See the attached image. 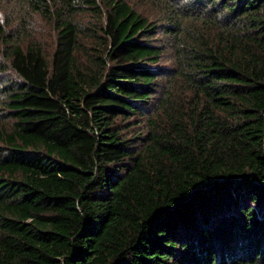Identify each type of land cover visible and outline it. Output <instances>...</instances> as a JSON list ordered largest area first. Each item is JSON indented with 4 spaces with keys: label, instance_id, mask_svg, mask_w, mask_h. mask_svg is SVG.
Returning a JSON list of instances; mask_svg holds the SVG:
<instances>
[{
    "label": "trees",
    "instance_id": "1",
    "mask_svg": "<svg viewBox=\"0 0 264 264\" xmlns=\"http://www.w3.org/2000/svg\"><path fill=\"white\" fill-rule=\"evenodd\" d=\"M11 1L0 264H264V0Z\"/></svg>",
    "mask_w": 264,
    "mask_h": 264
},
{
    "label": "rangeland",
    "instance_id": "2",
    "mask_svg": "<svg viewBox=\"0 0 264 264\" xmlns=\"http://www.w3.org/2000/svg\"><path fill=\"white\" fill-rule=\"evenodd\" d=\"M3 1V8L0 9V16L2 13H5V15L10 16L15 13V10L17 8V5L13 1H8V0H2ZM25 11V10H24ZM16 15H19L18 13ZM43 28V29H42ZM53 32L50 30L48 27H38L35 29L34 35H32L34 38H39L42 48H43V53L46 57H50L51 54L53 53V48H54V36L52 34ZM169 56L166 55L163 57L161 61V66L163 68H168L172 65L171 60H168Z\"/></svg>",
    "mask_w": 264,
    "mask_h": 264
}]
</instances>
